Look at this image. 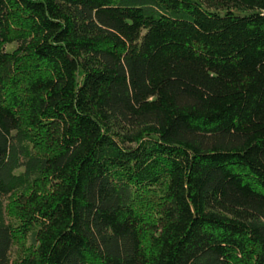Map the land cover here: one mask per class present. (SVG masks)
I'll return each instance as SVG.
<instances>
[{
    "label": "trees",
    "instance_id": "obj_1",
    "mask_svg": "<svg viewBox=\"0 0 264 264\" xmlns=\"http://www.w3.org/2000/svg\"><path fill=\"white\" fill-rule=\"evenodd\" d=\"M0 264H264V0H0Z\"/></svg>",
    "mask_w": 264,
    "mask_h": 264
},
{
    "label": "rangeland",
    "instance_id": "obj_2",
    "mask_svg": "<svg viewBox=\"0 0 264 264\" xmlns=\"http://www.w3.org/2000/svg\"><path fill=\"white\" fill-rule=\"evenodd\" d=\"M13 49V46H8L7 47V50L9 51V50H12ZM19 245V244H18ZM17 246V245H16Z\"/></svg>",
    "mask_w": 264,
    "mask_h": 264
}]
</instances>
